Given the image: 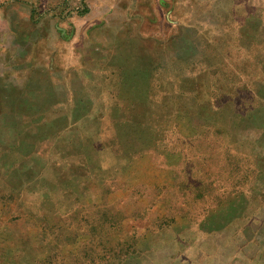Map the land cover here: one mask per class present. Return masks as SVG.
<instances>
[{
    "label": "rangeland",
    "instance_id": "rangeland-1",
    "mask_svg": "<svg viewBox=\"0 0 264 264\" xmlns=\"http://www.w3.org/2000/svg\"><path fill=\"white\" fill-rule=\"evenodd\" d=\"M233 20L247 24L246 57L215 41L223 50L186 72L202 70L212 98L215 84L226 98H249L255 117L264 114V0H0V264H146L178 229L241 210L222 203L251 178L239 144L211 132L181 147L154 122L166 114L158 83L139 73L146 64L151 77L173 73L178 95L183 36L213 27L227 39Z\"/></svg>",
    "mask_w": 264,
    "mask_h": 264
},
{
    "label": "crops",
    "instance_id": "crops-1",
    "mask_svg": "<svg viewBox=\"0 0 264 264\" xmlns=\"http://www.w3.org/2000/svg\"><path fill=\"white\" fill-rule=\"evenodd\" d=\"M232 22L229 25L232 33L227 39L217 35L213 27H209L208 32L197 31L194 35L183 36L188 43H180V52L183 54L178 56L174 71L179 76L183 72L184 76L178 83L182 86L178 89V95L173 82L166 76L173 73L154 71L151 77L148 64L139 73L145 79L149 78L158 83L157 90L163 92L166 98V104H163L166 114L162 115L161 123L157 117L154 122L160 124V130L179 135L181 147H197L198 144L193 141L202 139L211 132L227 133L239 144L235 153L239 160L247 163L246 167H250L251 178L232 183V186L241 189L237 191L238 195H228L222 203L237 202L241 210L229 205V209L226 206L216 210L209 219L201 221L199 226L178 229L176 234H170L165 241L154 245L146 264H264V125H261L264 114L258 113L255 117L251 115L253 111L250 110L249 98H226L223 84H215L213 92L217 91L220 98H212L211 87L207 93L200 87L202 70L199 76L196 68H193V72H186L187 65H196L198 58L208 60L211 58L209 54L223 50L210 45L215 41L226 43L232 40L231 47L234 48L235 55L246 57L244 45L247 46L249 38L245 37L243 29L247 24L238 20ZM205 51L209 54L204 53ZM175 53L166 50L162 57L166 55L165 61L172 60L175 59ZM114 61L110 59L108 64ZM244 90L242 87V94ZM145 100L148 105L156 103L149 95ZM217 106L220 108L211 109ZM234 107L240 111L234 110ZM234 117L239 119L238 125L216 126L217 119L231 122ZM179 153L186 154L183 149Z\"/></svg>",
    "mask_w": 264,
    "mask_h": 264
}]
</instances>
